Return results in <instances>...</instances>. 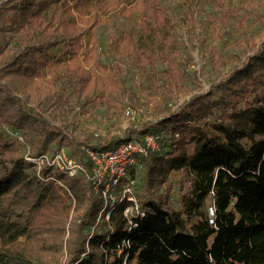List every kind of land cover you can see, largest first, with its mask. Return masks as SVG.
Wrapping results in <instances>:
<instances>
[{
  "label": "trees",
  "instance_id": "1",
  "mask_svg": "<svg viewBox=\"0 0 264 264\" xmlns=\"http://www.w3.org/2000/svg\"><path fill=\"white\" fill-rule=\"evenodd\" d=\"M126 109L141 118L122 126ZM148 133L159 147L98 196L86 148ZM61 146L82 164L60 174L72 203L24 160ZM63 244L61 264H264V0H0V264Z\"/></svg>",
  "mask_w": 264,
  "mask_h": 264
},
{
  "label": "rangeland",
  "instance_id": "2",
  "mask_svg": "<svg viewBox=\"0 0 264 264\" xmlns=\"http://www.w3.org/2000/svg\"><path fill=\"white\" fill-rule=\"evenodd\" d=\"M202 16L203 15H198L199 18ZM140 18H142L141 12H136V11L130 15L120 17V18H118V20H116L114 27H112L111 25H109V27L108 26L99 27L98 28L99 37L101 39H103V38H105V35L107 32H108V34H110V33L114 34V33H117L119 31L126 30L130 26H132L134 23L139 21ZM111 20H112V18H111ZM197 65H199V63ZM133 81H135L136 85H141V87L138 86L140 93H142L143 95L148 94V92H149L148 85L152 81L151 75H148V77H146V78L143 77L142 79H140L137 74H134V80ZM140 81H141V83H139ZM205 87H208V85H205ZM105 110H106V107L104 105H101L100 103H98L96 105V107L94 108V110L92 111L91 115L87 116L84 113L81 114L82 122L85 124H88V125H92V127H94L95 125H97L99 123H102L103 122L102 119L104 118ZM140 118H141V115L138 112L133 113V111H131L128 114L125 113V118L122 121V126H125L126 124L133 122V121H138ZM91 121H92V123H91ZM133 139L134 140H131V141L135 142V143H133L134 145H137L138 143L136 141L140 140V139H137V140L135 138H133ZM126 141H128V140H126ZM157 142H158L157 144L159 147V141H157ZM157 148H155V149H157ZM58 149H59L58 151L63 153L65 156V159L63 161H66V159L68 157L71 158V162H69L67 160V163L72 167V169H70L71 171H69V167H67L66 163L63 164L62 161L60 162L61 166L58 164L51 163V157H53L55 154H57L58 151H56L54 154H51L49 152V153H45V154H41V155H31V154L26 153L24 155V160L27 162L30 161L33 164V168L35 169V172L40 177V179L45 180V181H52L53 183H55V185H57V187H58V193L62 194L61 196L65 198V201L67 203H70V202L72 203L73 200H72L71 191L67 189L66 185L64 184L63 180L60 177V174H67V175L73 176L74 174H76V172L78 170L82 169V164L78 158L69 154V150L67 147L61 146ZM138 154H140V153H138ZM75 161L80 165V167H79V165L77 166L74 163ZM44 167L49 168V172L47 173L46 176H44V172L42 171V169ZM93 167H94V162H93ZM92 172L94 173L93 168H92ZM93 173L91 176H93ZM127 186H129V191H127V188H126ZM103 190L104 189L98 188V190H97L98 192H96V193L98 194V196L103 195L104 197H107V194H108L107 191L108 190H105V192H103ZM99 193H100V195H99ZM123 193H125V195H127V193H131L132 199H133L134 209L136 210V207H135L136 196L133 192V180L127 182V184L124 185L122 193H121V195L118 196V199L122 196ZM125 211H127V214L129 216L131 209L129 208V209H126ZM211 214L212 213L209 211V215H211ZM53 215H54V213H52V217H53ZM26 216H27L28 225H29L30 229H33L30 231H37L39 233L44 234L45 239L47 241H50L49 246L52 247L51 240H50L51 239V236H50L51 233L50 232L53 229L51 227V222H52V219L50 220L51 216L43 215V214L39 215L38 213L36 214L32 208L27 211ZM67 233H68V231L66 230L65 234L63 236L64 238H65ZM61 248H62L61 252H59V253H58V251L54 252L55 254H57V258H56L55 254H52V249H55L54 247L52 249L47 248L48 250L44 249V250H46L45 251L46 253H42V255H44L42 257L48 260V264H51L55 259H56L55 261L59 262L58 264H61V257H65V254H66L65 244H63Z\"/></svg>",
  "mask_w": 264,
  "mask_h": 264
},
{
  "label": "built area",
  "instance_id": "3",
  "mask_svg": "<svg viewBox=\"0 0 264 264\" xmlns=\"http://www.w3.org/2000/svg\"><path fill=\"white\" fill-rule=\"evenodd\" d=\"M130 112V109H126L127 114ZM131 140L134 139H128V141L121 143L115 149L111 150L94 151L86 148V152L94 162V173L93 176H91V179L95 188H97L98 185H103L102 189H104L103 192H105V190H108L112 184L117 183L120 178L125 175L128 166L136 164V155L138 153L146 152L149 149H155L158 147L157 136L153 134L148 133L144 135L141 140L136 139L137 141H135L138 143L137 145H134L133 143L135 142ZM64 159V154L58 151L57 154L51 157V163L61 166L60 162L62 161L63 164L66 163L67 167H69V171H71L70 169H72V167L67 163V160L71 162V158L68 157L66 161H63ZM74 163L77 166L79 165L76 161ZM126 188L127 191H129V186ZM126 197L133 200L131 193H127ZM119 199H121V197ZM210 212L212 213V210H210Z\"/></svg>",
  "mask_w": 264,
  "mask_h": 264
}]
</instances>
